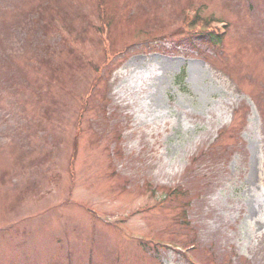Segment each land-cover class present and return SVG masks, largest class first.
<instances>
[{"label": "rangeland", "instance_id": "374dc122", "mask_svg": "<svg viewBox=\"0 0 264 264\" xmlns=\"http://www.w3.org/2000/svg\"><path fill=\"white\" fill-rule=\"evenodd\" d=\"M0 264H264V0H0Z\"/></svg>", "mask_w": 264, "mask_h": 264}, {"label": "trees", "instance_id": "16d2710c", "mask_svg": "<svg viewBox=\"0 0 264 264\" xmlns=\"http://www.w3.org/2000/svg\"><path fill=\"white\" fill-rule=\"evenodd\" d=\"M205 29H208V30L201 31V32H196L195 31L193 33V35H197L198 37H200L201 39L207 41L210 44H220L222 42V40L224 38V33L215 32L214 30H209V29H212V28H205ZM182 192H183V190L181 188V191L177 195H183L184 196L185 193H182Z\"/></svg>", "mask_w": 264, "mask_h": 264}]
</instances>
